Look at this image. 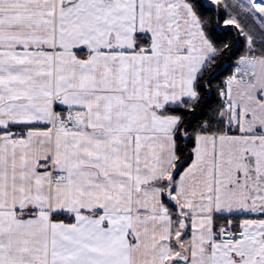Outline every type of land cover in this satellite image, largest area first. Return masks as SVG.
Instances as JSON below:
<instances>
[{"label":"snow or ice","instance_id":"snow-or-ice-1","mask_svg":"<svg viewBox=\"0 0 264 264\" xmlns=\"http://www.w3.org/2000/svg\"><path fill=\"white\" fill-rule=\"evenodd\" d=\"M0 264H264V0H0Z\"/></svg>","mask_w":264,"mask_h":264}]
</instances>
